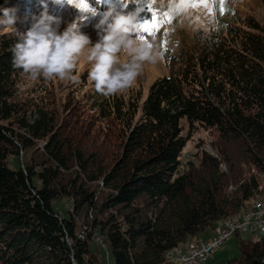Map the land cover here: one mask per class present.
I'll return each mask as SVG.
<instances>
[{
  "label": "trees",
  "instance_id": "16d2710c",
  "mask_svg": "<svg viewBox=\"0 0 264 264\" xmlns=\"http://www.w3.org/2000/svg\"><path fill=\"white\" fill-rule=\"evenodd\" d=\"M15 42L0 28V264H100L96 232L112 264H168L167 250L213 232L264 189V26L252 15L165 52L168 73L143 98L93 87L88 109L121 132L105 167L52 109L16 99L26 75L13 67ZM198 128L215 153L182 163ZM96 181L100 196L88 183ZM60 199L70 200L64 214L53 205ZM236 237L239 256L221 264H264V238Z\"/></svg>",
  "mask_w": 264,
  "mask_h": 264
},
{
  "label": "rangeland",
  "instance_id": "374dc122",
  "mask_svg": "<svg viewBox=\"0 0 264 264\" xmlns=\"http://www.w3.org/2000/svg\"><path fill=\"white\" fill-rule=\"evenodd\" d=\"M46 2L49 5L50 13L58 15L62 18L61 28L66 26V24L71 22L75 17L82 16L83 18L79 21L81 31L89 35L93 42L98 39V30L94 28L98 16H94L88 11H81L77 9L74 3H68L67 0H61L59 5L55 4L53 0H46ZM88 2L90 7H98L100 13L108 8L113 9L114 12H127L138 6L136 3H127V5H125L124 0H88ZM175 2L176 0H163L164 6L161 7L158 0H145V4L156 10L158 13L167 12L169 10V5ZM190 2L196 3L197 6L188 7L184 11L180 12L179 15L172 19L171 23L161 25L159 30L156 31L154 35L142 33L140 34L141 37L149 40L155 37L157 43H159L162 48H165V52L172 54L177 52L182 43L189 42L193 35L198 31L208 32L211 28H214L209 25L208 31H205L204 28L197 26V17L203 18V13L205 11H209V9L199 3V0H190ZM208 3L212 4L213 0H208ZM0 7L18 8L17 15L20 17V20L17 21L15 26L20 27L23 31H25L29 26L27 22H21L23 21L25 14L29 12L38 13L40 10L39 0H4L3 5ZM223 7L224 10L221 12L219 0H216L213 5L212 12H214L216 16L218 26L224 24L225 22H231L238 16L244 15H252L264 26V6L261 0H224ZM148 17H150V13L146 11H140L138 14L139 22H143V20ZM167 73L168 67L165 63V59L163 63H158L154 66L146 65L143 73L137 78L135 84L131 88L122 93H118L117 95H121L125 99H135L138 96L143 98L151 82L157 77L166 75ZM77 74L80 76V82L78 84L59 81L58 79L45 81L42 78L33 82L28 79L27 76H23L16 92V99L21 102H25L27 108L31 111L38 106H45L52 109L57 116L59 124L66 128L67 131L70 130V133L75 138V141L82 145L85 152L87 154H95L98 158V164L101 166H109L112 159L117 156L119 152L121 132L119 127L114 126V124H112L111 128H109L105 121L102 122L101 120L96 119L97 117H95L88 109L87 100L88 96L92 93L93 85L88 80V71L86 67L83 71L78 72ZM184 133H187V128H185ZM212 141H214L212 135H210L206 130L198 128L192 133L190 139L187 141L180 154L182 163L188 159L195 160L193 154L198 151L215 153ZM224 166L225 165L223 164L222 169H225ZM243 166L246 167V165ZM77 170L78 169L75 165L72 166V172ZM260 181L261 184L264 185L263 176L260 177ZM88 183L97 189L99 196L103 194V192H106V189L102 188L99 181ZM97 184L99 185L97 186ZM235 188V185L229 184L227 186V191L234 190ZM261 194L264 196V189L258 196L254 197L249 202L248 206L260 199ZM53 205L55 209L60 212V214H64L66 209L70 206V200L60 199L54 202ZM243 209L244 208H242L239 212ZM226 219H229V217L224 218L216 225L214 224L215 226L213 231L223 228L224 221ZM211 237H213L212 228L207 229L198 237L191 240H208ZM240 237L247 238L248 235L240 234ZM191 240H186L185 242L179 244L178 247L183 248L185 243L188 244ZM92 247L98 248L99 250L101 259L100 264H112V257L97 232L93 237ZM238 256V240L235 236L224 242L213 253L207 264H221ZM168 259V264H181L182 262L179 256L176 255L174 257L170 256ZM169 261L171 262L169 263Z\"/></svg>",
  "mask_w": 264,
  "mask_h": 264
},
{
  "label": "clouds",
  "instance_id": "9594fccd",
  "mask_svg": "<svg viewBox=\"0 0 264 264\" xmlns=\"http://www.w3.org/2000/svg\"><path fill=\"white\" fill-rule=\"evenodd\" d=\"M53 2L59 5L61 0ZM158 2L164 6L163 0ZM39 4L38 13L23 17L21 22L29 24L24 32L15 27L20 20L18 8L0 7V28L16 36L11 48L13 67L33 82L42 78L78 84L77 73L86 67L95 91L107 97L131 88L146 65L164 62L165 50L156 38L149 40L139 34L138 6L127 12L108 8L100 13L98 7L89 5L88 12L98 16L94 25L98 39L93 42L80 29L82 16L61 28L62 18L50 13L46 0H39ZM209 25L218 27L217 19L214 12L205 11L203 18L197 17V26L208 31Z\"/></svg>",
  "mask_w": 264,
  "mask_h": 264
},
{
  "label": "built area",
  "instance_id": "2783aa9c",
  "mask_svg": "<svg viewBox=\"0 0 264 264\" xmlns=\"http://www.w3.org/2000/svg\"><path fill=\"white\" fill-rule=\"evenodd\" d=\"M237 234H247L252 242H258V234H264V201L252 210H245L244 216H230L228 227L213 231L211 242H197V252L176 253L184 256L188 264H207L213 253L226 241Z\"/></svg>",
  "mask_w": 264,
  "mask_h": 264
},
{
  "label": "snow or ice",
  "instance_id": "6c2138e0",
  "mask_svg": "<svg viewBox=\"0 0 264 264\" xmlns=\"http://www.w3.org/2000/svg\"><path fill=\"white\" fill-rule=\"evenodd\" d=\"M68 3H74L76 8L89 10L88 0H67ZM216 0H213L212 4L208 3V0H199V3L203 4L204 7L208 8L209 11L213 10V5ZM125 5L127 3H136L141 11H146L150 13V17L145 18L143 22H139V34L147 33L149 35H154L156 31L159 30L160 26L163 24L171 23L175 16L179 15L180 12L184 11L188 7H196V3L190 2V0H176L175 3L169 5V10L164 13H158L156 10L152 9L150 6L145 4V0H124ZM220 10H224V0H219Z\"/></svg>",
  "mask_w": 264,
  "mask_h": 264
},
{
  "label": "bare ground",
  "instance_id": "6f19581e",
  "mask_svg": "<svg viewBox=\"0 0 264 264\" xmlns=\"http://www.w3.org/2000/svg\"><path fill=\"white\" fill-rule=\"evenodd\" d=\"M263 195L261 194V196H260V199H258V200H256V202L255 203H252V204H250L247 208H245V210H252V208H254V207H258L259 205H261L262 203H263V201H264V196L262 197ZM259 198V197H258ZM235 217H242V216H244V209L241 211V212H239L238 214H235L234 215ZM228 222H229V219H226L225 221H224V226H223V228H227L228 227ZM261 238H264V234H258V241H259V239H261ZM211 239H213V237H211V238H209L208 240H197L196 239V241L194 240V241H192L191 239V241L187 244V243H185V246H184V244H183V248H180V247H178V246H175V247H173V248H170L169 250H167L166 251V253H165V256H164V259L166 260V262L169 260L168 258L170 257V256H172V257H174L175 255H176V253H187V252H197L198 251V244H197V242H211ZM181 246V245H180ZM176 258V257H175ZM179 258L181 259V264H188L187 263V260L185 259V257L184 256H179ZM168 259V260H167ZM176 260V259H175ZM177 261V260H176ZM171 261H169V263H170ZM173 264V263H172ZM180 264V263H179Z\"/></svg>",
  "mask_w": 264,
  "mask_h": 264
}]
</instances>
